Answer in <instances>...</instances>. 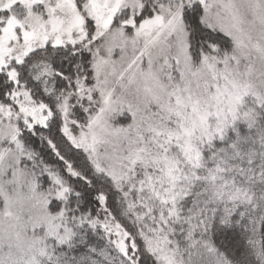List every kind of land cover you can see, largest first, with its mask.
<instances>
[{"label": "snow or ice", "instance_id": "snow-or-ice-1", "mask_svg": "<svg viewBox=\"0 0 264 264\" xmlns=\"http://www.w3.org/2000/svg\"><path fill=\"white\" fill-rule=\"evenodd\" d=\"M0 264H264V0H0Z\"/></svg>", "mask_w": 264, "mask_h": 264}]
</instances>
